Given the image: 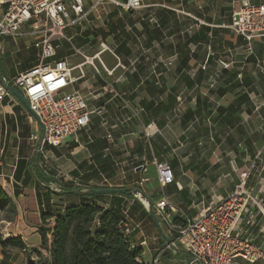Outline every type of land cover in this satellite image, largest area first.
Wrapping results in <instances>:
<instances>
[{"label":"crops","instance_id":"obj_1","mask_svg":"<svg viewBox=\"0 0 264 264\" xmlns=\"http://www.w3.org/2000/svg\"><path fill=\"white\" fill-rule=\"evenodd\" d=\"M242 1L143 0L135 11L87 6L80 22L71 16L63 31L68 41L52 38L60 43L53 60L66 59L75 79L67 92L81 94L93 111L77 142L69 138L61 147L77 157L80 168L71 170L77 169L85 188L80 192H130L91 200L127 212L144 263L189 262L187 254L165 246L201 209L231 194L243 172L257 204L249 203L237 231L264 250V194L253 169L264 145V38L253 40L249 52L229 29ZM3 12L0 7V18ZM35 41L27 27L14 38H0V78L11 79L38 63ZM148 125L154 130L149 137ZM40 137L34 116L8 91L0 102V190L15 214L5 217L0 210V237L19 238L26 251L0 246V264L32 256L49 263L37 228L38 196L46 192ZM162 160L173 173V183L164 187L155 171ZM98 180L108 182L96 185ZM164 198L177 211L166 222L154 214L156 224L150 213ZM54 200L56 208L66 204Z\"/></svg>","mask_w":264,"mask_h":264},{"label":"built area","instance_id":"obj_2","mask_svg":"<svg viewBox=\"0 0 264 264\" xmlns=\"http://www.w3.org/2000/svg\"><path fill=\"white\" fill-rule=\"evenodd\" d=\"M110 4L126 11L141 9L143 0H0L4 12L0 18V36L16 37L22 27L36 39L38 63L11 79L0 78V102L8 94L7 85L16 88L26 99L30 112L41 128L40 148H59L67 138L77 142L78 134L87 129L93 111L78 92H67L75 79L66 59L53 60L60 43L52 38L67 40L64 29L71 24V16L83 18L85 9ZM229 29L247 44L264 38V3L243 0L239 11L233 14ZM50 60V62H49ZM227 67L224 62H219ZM82 75V72L80 71ZM152 125L144 128L145 136L153 134ZM109 137V136H108ZM156 180L160 187L173 183V173L165 160L155 162ZM247 172L239 175L234 191L225 199L216 200L201 209L181 227L177 237L164 249L183 252L190 262L185 264H264V250L240 238L237 227L249 203L257 204L252 192L246 189ZM57 192V189H54ZM259 192L264 194V183ZM40 210V206H39ZM167 199L156 203L153 212L167 221L176 213ZM127 212L119 223L123 238L130 239V249L137 243L131 238L134 228L127 222ZM47 224L50 220L46 221ZM50 238V236L48 235ZM158 258L153 260L157 264Z\"/></svg>","mask_w":264,"mask_h":264},{"label":"trees","instance_id":"obj_3","mask_svg":"<svg viewBox=\"0 0 264 264\" xmlns=\"http://www.w3.org/2000/svg\"><path fill=\"white\" fill-rule=\"evenodd\" d=\"M45 190L42 197L37 194L41 221L37 228L41 245L49 254L48 264H149L139 261L140 249L131 250L130 239L121 235L119 223L123 214L92 202L91 199L101 194L93 190L82 193L62 186L57 192L47 187ZM120 195L130 196V192L124 190ZM62 196L75 198L77 202H66L56 208L54 199ZM8 203V196L0 190V210H6ZM8 208L15 214L10 204ZM47 220L52 224H47ZM0 246L26 251L19 238L3 240L0 237ZM33 252L38 254L37 250Z\"/></svg>","mask_w":264,"mask_h":264},{"label":"rangeland","instance_id":"obj_4","mask_svg":"<svg viewBox=\"0 0 264 264\" xmlns=\"http://www.w3.org/2000/svg\"><path fill=\"white\" fill-rule=\"evenodd\" d=\"M102 6H104L105 8L111 7V6H107L106 4ZM79 20L78 22H80ZM95 22H98V21L95 20L94 23ZM0 38H2V36H0ZM75 74L76 72H73V75ZM262 115L264 116V112L262 113ZM67 142H69V138L65 139L63 141V144ZM260 146H261L260 160L255 161L253 169L256 170V174H259L258 181L263 184L264 183V145L261 144ZM69 149H70L69 147H65V146L59 147V148L44 147L43 151L39 153L40 158H41L42 169L45 170L43 187L49 186V188L53 190L54 189L59 190L60 186L65 187V188H71L72 190H77V191L85 189L84 186L81 185L79 176L76 174L77 173L76 170L80 168V167H77L78 165L76 164L77 157L75 155L70 156L69 153H71V151ZM73 166H75L77 169L71 170ZM107 182H103V181L101 182V180L100 181L98 180L97 182H95V184L97 183L96 185L102 186V185H106ZM116 183L118 184L120 183V181L119 182L117 181ZM43 189L45 190V188ZM56 199L59 202L62 199H64L68 203H75L76 201L75 198H71V197L66 198L65 196H62V198H59V199L56 198ZM13 213L14 212L11 210V208H6L4 212V216L8 217V216H11ZM43 261H44L43 256L41 258L32 256V259L30 258L28 260H23V262L18 263V264H41Z\"/></svg>","mask_w":264,"mask_h":264},{"label":"water","instance_id":"obj_5","mask_svg":"<svg viewBox=\"0 0 264 264\" xmlns=\"http://www.w3.org/2000/svg\"><path fill=\"white\" fill-rule=\"evenodd\" d=\"M5 88H6L7 91H9L15 97H17L23 103V105L29 110V106H28V103H27L26 99L23 97V95L17 89H15L11 85H7ZM30 113L33 115L32 112H30ZM93 192L96 193V194H108V195H110V194H121V193L124 192V189H114V188L95 189V190H93ZM150 216L153 219V221L157 224V221H156V218H155L153 212L150 213ZM189 262H190V260H189Z\"/></svg>","mask_w":264,"mask_h":264}]
</instances>
